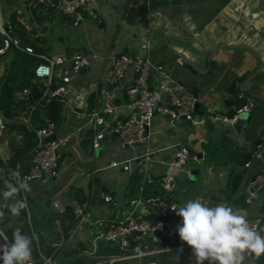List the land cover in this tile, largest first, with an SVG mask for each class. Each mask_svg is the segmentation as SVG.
Instances as JSON below:
<instances>
[{
  "label": "crops",
  "instance_id": "crops-1",
  "mask_svg": "<svg viewBox=\"0 0 264 264\" xmlns=\"http://www.w3.org/2000/svg\"><path fill=\"white\" fill-rule=\"evenodd\" d=\"M12 11L32 36L42 39L46 48L42 57L49 61L80 53L90 58V65L72 76L77 94L63 102L65 120L55 127L57 135L72 133L61 149L56 176L24 182L20 175L23 167L9 162L14 152L8 135L2 137L0 129V234L6 243L9 241L3 231L13 237V232L26 228L24 232L54 248L49 256L53 264H104L125 255V251L114 243L97 240L96 233L131 216L130 200L148 196L162 200L159 206H144V212L153 213L155 218L164 216L168 203L180 207L200 198L209 207L225 203L239 209L247 219L259 218V232L264 236V198L253 205L242 200L245 184L264 166V100L248 93L264 95V0H90L78 25L34 1L0 0V21L8 23ZM140 23L147 24L148 30L160 27L161 35L167 37L155 44L150 39L145 42L146 34L143 37L137 30ZM121 53L145 55L163 64L198 98V108L193 122H173L155 115L148 143L125 147L131 153L120 151L115 136L105 138L94 152L87 115L99 107L102 90L110 87L105 84L106 74L113 57ZM40 84L42 96H49L51 81ZM123 98L121 91L115 93L116 101ZM240 102L250 109L262 108L250 112L246 127L226 129L227 124L216 118L229 117ZM18 121L26 119L20 115ZM258 137L263 142L255 147L252 142ZM181 145H187L195 157L190 164L193 177L175 179L174 189L164 199L165 163ZM144 154L151 159L145 165L138 164ZM248 154L251 156L244 159ZM112 157H131L134 164L129 171L113 170L106 165ZM244 161L250 165L246 167ZM9 184L19 191L6 196ZM24 184L27 190L21 187ZM105 195L112 200L104 201ZM17 202L24 206L14 215L11 206ZM70 207L75 216L78 208L86 212V219L79 222L78 216L71 230L66 218ZM170 244L187 245L179 234ZM147 262L196 264L190 246L115 264ZM243 264H256V257L246 254Z\"/></svg>",
  "mask_w": 264,
  "mask_h": 264
},
{
  "label": "built area",
  "instance_id": "built-area-1",
  "mask_svg": "<svg viewBox=\"0 0 264 264\" xmlns=\"http://www.w3.org/2000/svg\"><path fill=\"white\" fill-rule=\"evenodd\" d=\"M43 5L46 9L57 11L72 20L73 25H78L83 20L82 11L90 4V0H30ZM3 46L0 55L6 53L19 41L11 34L8 23L3 28ZM28 53L30 47H25ZM90 65V58L77 53L71 58L56 56L45 63H40L34 68V75L39 81L54 80L55 89L51 96H56L62 102L77 94L71 83L73 75ZM151 73L153 77L151 78ZM106 87L102 90V98L99 107H93L88 115V126L92 130L91 149L96 152L101 148L102 141L108 136L119 139L122 147H133L138 144H147L150 132L149 128L155 115H162L173 122H193L198 104V98L184 85L176 81L166 70L163 64L153 62L145 55L130 56L121 53L113 57L112 64L107 71ZM121 91L124 95L122 100L115 99V93ZM30 97V91L23 90ZM242 94L239 98H242ZM250 108L246 103L241 108L235 109L229 117L223 119L231 124L237 121L244 111ZM0 122V129H3ZM40 147L31 159V166L27 174L21 178L24 182L32 180L50 179L57 175L61 149L72 138L71 132L56 134L55 127L48 125L37 131ZM151 157L144 154L138 164L145 165ZM195 157L190 154L187 145L179 146L173 153L172 158L165 163L163 180L170 176L174 180L181 175L186 178L193 177L190 164ZM250 165V161L244 164ZM112 167H121L129 171L128 164L112 161ZM176 181V180H175ZM166 189V188H165ZM170 190L166 189L164 199L168 197ZM264 198V166L248 180L243 188L242 200L245 205H253ZM104 201L112 200L110 195L103 197ZM167 201V200H166ZM162 200L156 196H148L130 200L132 214L125 221L112 223L105 230L96 233V239L116 244L125 251V255L111 258L104 264H115L118 261L140 260L160 253H170L182 250L188 245H175L170 242L178 234V226L181 224L176 216V207L168 203L164 216L152 222L148 214L144 212V206L158 205ZM166 202L163 201V204ZM56 205V204H55ZM79 222L86 219V212L82 208L77 209ZM250 224L259 231L260 219H248ZM156 232H159L157 235ZM140 241V243H139ZM9 243V242H8ZM148 244H159L158 247L150 248ZM47 264H53L52 259L47 258ZM29 264H33L32 261ZM145 264H155L147 262Z\"/></svg>",
  "mask_w": 264,
  "mask_h": 264
},
{
  "label": "trees",
  "instance_id": "trees-1",
  "mask_svg": "<svg viewBox=\"0 0 264 264\" xmlns=\"http://www.w3.org/2000/svg\"><path fill=\"white\" fill-rule=\"evenodd\" d=\"M42 7L45 8L43 5ZM8 25L11 34L18 39L19 43L12 46L0 58V68H2L0 74V122L4 126L3 131L1 130L2 137L8 135L9 146L14 152L9 158V162L13 166L18 163L20 168L23 167L22 173L20 172V175L23 176L28 173L31 159L40 147L37 131L50 124L54 127L63 124L65 120L64 103L56 96H41L32 101L28 95L23 93L24 89L31 91L41 88L40 81L34 75V68L40 63L48 62L46 58L42 57L46 48L42 39L32 36L25 24L19 21L15 11L10 12ZM3 38L4 33L0 31V48L3 46ZM25 47H30L32 52L28 53ZM20 115L26 121H18ZM66 218L71 222L69 227L71 230L74 223L78 221V216H75L71 207L66 211ZM148 218L150 221L156 222L161 217L155 218L154 214L150 213ZM25 230L26 228H21L20 232L33 239L31 261L33 264H47L45 262L51 256L54 248L45 245L42 240L35 239L34 235L29 231L24 232ZM3 232L8 241L12 242L13 237L6 231ZM5 243L0 234V245ZM0 264L3 262L0 261ZM256 264H264V255L256 257Z\"/></svg>",
  "mask_w": 264,
  "mask_h": 264
},
{
  "label": "clouds",
  "instance_id": "clouds-1",
  "mask_svg": "<svg viewBox=\"0 0 264 264\" xmlns=\"http://www.w3.org/2000/svg\"><path fill=\"white\" fill-rule=\"evenodd\" d=\"M21 187L27 190L26 184ZM8 188L6 196L19 191L11 184ZM23 206V202L12 205V213L19 215ZM172 208L182 218L177 229L180 240L192 248L196 264H205V261L208 264H243L246 254L264 255V236L239 209L225 203L209 207L200 198ZM32 245L33 239L17 230L13 232L12 242L0 245V261L29 264Z\"/></svg>",
  "mask_w": 264,
  "mask_h": 264
},
{
  "label": "water",
  "instance_id": "water-1",
  "mask_svg": "<svg viewBox=\"0 0 264 264\" xmlns=\"http://www.w3.org/2000/svg\"><path fill=\"white\" fill-rule=\"evenodd\" d=\"M0 20H1V19H0ZM6 24H7L6 22L0 21V31H2V29L6 27ZM137 30H139V31L144 35L143 37H145V34H146V37H147V38H145V42H147L148 39H150V40L152 41V44H153V43L155 44L156 41H157L159 38H162L163 36H166V37H167V34H165V35H164V34L161 35L162 30H161L160 27H155V28H152V29L148 30V26H147V24H146V25H143L142 23H140V24L138 25ZM4 55H5V53H4L3 55H0V58H2ZM176 55H177L178 57L182 58V55H181V54L176 53ZM192 66L195 68L194 65H192ZM50 81H51V87H50V91H49V93H48L49 96H51V91H53V90L55 89L54 80L52 79V80H50ZM30 92H31V93H30V98H31L32 101L37 100L39 97L42 96V94H41V92H40V90H39L38 88H35V89L31 90ZM248 93H249L253 98H255V99H261V100H264V95H262V96H258L257 94H254V93H251V92H248ZM243 104H244V102H240V103H238V104L235 106V109H239V108H241ZM197 108H198V104H197V106H196V110H197ZM261 108H262L261 106H253L249 111H244V112H242L241 115L239 116V118L237 119V121L234 122L233 124H231V123L225 121L222 117H218V118H216V120H219L222 124H227L226 129H227V128L231 129V128L234 127V126L246 127V125H247V120H248V117H249V115H250V112H251V111H252V112L260 111ZM213 137H214V136H213ZM262 142H263V139L260 138V137H258V139H256L255 141L252 142V145L255 146V147H259V146H261ZM243 144H244V145H249L250 143H243ZM250 156H251L250 154L245 155L244 159H247V158H249ZM199 159H201V156H200V155H199ZM244 162H245V161H244ZM164 183H165V188L168 189V190H170V191H172V190L174 189V186H175V183H176V182H175V180H174L172 177L168 176V177H166V178L164 179ZM156 234L158 235L159 232H156Z\"/></svg>",
  "mask_w": 264,
  "mask_h": 264
},
{
  "label": "rangeland",
  "instance_id": "rangeland-1",
  "mask_svg": "<svg viewBox=\"0 0 264 264\" xmlns=\"http://www.w3.org/2000/svg\"><path fill=\"white\" fill-rule=\"evenodd\" d=\"M0 74H1V70H0ZM118 140V139H117ZM119 141V140H118ZM120 146H121V144H120ZM120 151L122 152V153H124V152H127V153H131V151L129 150V148H124V147H122L121 146V148H120ZM112 161H117V162H119V163H121V165H123V164H128L129 166H132V164H134V158H126V157H120V158H118V157H112L111 159H109L108 160V162L106 163V165H107V167H109V168H111L112 166H111V164H110V162H112ZM119 168H121V167H114V168H112L113 170H116V169H119ZM139 243H140V241H139Z\"/></svg>",
  "mask_w": 264,
  "mask_h": 264
}]
</instances>
